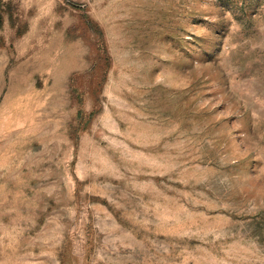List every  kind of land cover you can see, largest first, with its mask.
Returning <instances> with one entry per match:
<instances>
[{
	"label": "rangeland",
	"instance_id": "1",
	"mask_svg": "<svg viewBox=\"0 0 264 264\" xmlns=\"http://www.w3.org/2000/svg\"><path fill=\"white\" fill-rule=\"evenodd\" d=\"M0 264H264V0H0Z\"/></svg>",
	"mask_w": 264,
	"mask_h": 264
}]
</instances>
